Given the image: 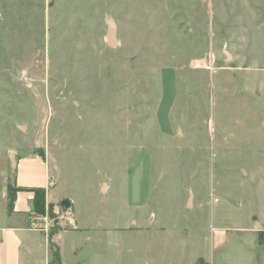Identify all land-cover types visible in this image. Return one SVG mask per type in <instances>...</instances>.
<instances>
[{"label":"rangeland","instance_id":"obj_1","mask_svg":"<svg viewBox=\"0 0 264 264\" xmlns=\"http://www.w3.org/2000/svg\"><path fill=\"white\" fill-rule=\"evenodd\" d=\"M253 146L264 0H0V226L18 164L43 159L28 223L65 264L210 263L216 228L264 213Z\"/></svg>","mask_w":264,"mask_h":264},{"label":"crops","instance_id":"obj_2","mask_svg":"<svg viewBox=\"0 0 264 264\" xmlns=\"http://www.w3.org/2000/svg\"><path fill=\"white\" fill-rule=\"evenodd\" d=\"M252 157H259L264 164V147H247ZM26 159V158H25ZM22 159L18 164V174L16 175V202L14 211L10 215L7 212V221L0 226V264H53L50 239L43 233L30 227L28 217L32 210L33 190L36 188H45L49 194V166L47 162L39 157ZM36 163L40 166L38 175L31 170L29 165ZM255 168L250 172L242 169L245 180H253V172L259 164L253 165ZM20 170V171H19ZM264 182V177H261ZM264 212V200L262 204ZM28 225V226H27ZM237 230L250 236L247 240H233L228 238L229 232L235 233ZM264 213L262 218L254 217L249 219V224L244 228L228 227L227 225L215 229L212 242L213 258L210 263L203 257H198L197 264H264ZM52 236L51 242L61 250L58 243V237ZM263 236V239L261 237ZM43 237V238H42ZM40 241L46 250V259L38 260L34 255L37 248V240ZM42 239V240H40ZM60 264H65L60 252Z\"/></svg>","mask_w":264,"mask_h":264},{"label":"trees","instance_id":"obj_3","mask_svg":"<svg viewBox=\"0 0 264 264\" xmlns=\"http://www.w3.org/2000/svg\"><path fill=\"white\" fill-rule=\"evenodd\" d=\"M20 190L14 189L11 185L8 187V212L11 215L14 211V204L16 202L17 192ZM33 200H32V210L35 213H44L46 208V192L44 188H36L33 190ZM53 234L50 236V246L52 251V263L60 264V252L59 249H56V246L52 244ZM264 236V235H263ZM263 236L261 239H263Z\"/></svg>","mask_w":264,"mask_h":264},{"label":"water","instance_id":"obj_4","mask_svg":"<svg viewBox=\"0 0 264 264\" xmlns=\"http://www.w3.org/2000/svg\"><path fill=\"white\" fill-rule=\"evenodd\" d=\"M109 29H108V44L109 46L113 47L116 46V24L113 21L108 22ZM229 59V56H228ZM62 205L66 209H70L71 203L69 201H64Z\"/></svg>","mask_w":264,"mask_h":264}]
</instances>
